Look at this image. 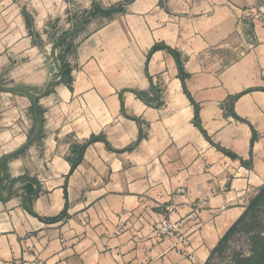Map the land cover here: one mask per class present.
<instances>
[{"label": "crops", "instance_id": "0c3cea01", "mask_svg": "<svg viewBox=\"0 0 264 264\" xmlns=\"http://www.w3.org/2000/svg\"><path fill=\"white\" fill-rule=\"evenodd\" d=\"M94 1L129 2L58 48L64 80L3 189L39 182L28 203L49 222L18 182L0 198V264H205L264 188V0H0L1 82L42 92L54 40ZM124 109L143 122L135 147ZM34 129L31 100L0 90V159ZM164 217L180 236H157Z\"/></svg>", "mask_w": 264, "mask_h": 264}, {"label": "water", "instance_id": "95a60500", "mask_svg": "<svg viewBox=\"0 0 264 264\" xmlns=\"http://www.w3.org/2000/svg\"><path fill=\"white\" fill-rule=\"evenodd\" d=\"M128 2L129 1H125L122 3L116 4L114 6L107 7V6H104L103 4H101L99 1H94L91 8L84 14V16L77 22V24L70 31L65 33L61 38L54 40L52 50H51V57H52V60L54 61V64L57 68L58 74H56L48 82L47 86L45 87V89L42 92H37L36 90H32L28 87L21 86V85H7V84L1 82V80L3 79V77L5 75V72H2L0 74V90L27 96L32 102L33 110H34V118H35V129H34L32 136L29 138V140L25 144L20 146L14 152L4 154L0 159V172H1L0 198H1V200L5 201V202L9 201L11 198H13L18 193V190H19V187L17 186L18 182H20L21 180H29L35 185V189H34V191H32L31 193H29L28 195H26L24 197L23 204H24L26 210L30 214L40 218L41 220H43L45 222H49V220H47V219L39 216L38 214H36L31 209V207L29 206V203H28L29 199L38 197L40 190H41V186H40L39 182L35 181L31 177L25 175V176L15 178L9 185L8 193L4 194L3 189H4V186L8 182V171H7V167L5 165V162L7 161L8 158L15 156V155L19 154L20 152H22L25 148H27L35 140H38L41 136L43 126H44V119H43V115H42L40 108H39V105H38V99L41 98L42 96L46 95L55 85L62 82L64 80V77H65V70L61 65L60 53L58 52V48H59L60 44L63 43L66 39L74 36L77 33V31L91 18V16L94 14L96 9H100L102 11H110V10H114V9L120 7L122 4H127ZM132 91H134L136 94H138L141 99L145 100V98L143 97V95L140 92H138L136 90H132ZM123 112L129 118L139 121L140 131H139L137 141L134 145V147H135L139 144V142L142 138V124H143V122L141 121V119L139 117L127 113V111L125 109L123 110ZM96 140H104L105 141V138L103 136H96L90 142H93ZM90 142H88V143H90ZM107 145L110 149L116 151L109 143H107ZM65 215H66V212H64L62 214V216L59 218V220L63 219L65 217Z\"/></svg>", "mask_w": 264, "mask_h": 264}, {"label": "rangeland", "instance_id": "374dc122", "mask_svg": "<svg viewBox=\"0 0 264 264\" xmlns=\"http://www.w3.org/2000/svg\"><path fill=\"white\" fill-rule=\"evenodd\" d=\"M214 264H264V203L225 238Z\"/></svg>", "mask_w": 264, "mask_h": 264}, {"label": "trees", "instance_id": "16d2710c", "mask_svg": "<svg viewBox=\"0 0 264 264\" xmlns=\"http://www.w3.org/2000/svg\"><path fill=\"white\" fill-rule=\"evenodd\" d=\"M233 155V154H232ZM235 156V155H233ZM264 203V188L258 193V195L255 197V199L252 201V203L250 204L249 208L247 209V212L245 213V215L243 217H241L232 227L231 229L228 231L227 235L225 236V238H228L233 231L241 224V222L245 219V217L249 214V212L254 209V208H258L260 207L262 204ZM225 238L219 243V245L212 251L211 255L209 256V258L207 259V261L205 262V264H214L215 260L217 257H219V255L222 252V246H223V242L225 240Z\"/></svg>", "mask_w": 264, "mask_h": 264}, {"label": "built area", "instance_id": "2783aa9c", "mask_svg": "<svg viewBox=\"0 0 264 264\" xmlns=\"http://www.w3.org/2000/svg\"><path fill=\"white\" fill-rule=\"evenodd\" d=\"M195 213L198 214L199 210L196 209ZM154 227L155 233L162 239L168 240L180 236L181 224L177 221H173L170 217L162 218L155 223Z\"/></svg>", "mask_w": 264, "mask_h": 264}]
</instances>
